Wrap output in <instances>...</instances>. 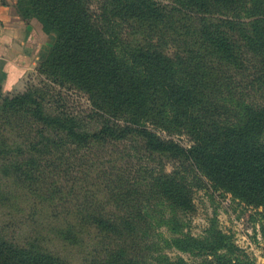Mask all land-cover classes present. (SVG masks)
<instances>
[{"label":"trees","instance_id":"obj_1","mask_svg":"<svg viewBox=\"0 0 264 264\" xmlns=\"http://www.w3.org/2000/svg\"><path fill=\"white\" fill-rule=\"evenodd\" d=\"M16 7L54 42L40 100L1 99L0 264H257L215 218L194 234L189 216L208 187L264 222V0Z\"/></svg>","mask_w":264,"mask_h":264},{"label":"rangeland","instance_id":"obj_2","mask_svg":"<svg viewBox=\"0 0 264 264\" xmlns=\"http://www.w3.org/2000/svg\"><path fill=\"white\" fill-rule=\"evenodd\" d=\"M46 68L45 62H41L39 60L33 69L27 70L21 74L13 85L8 86L6 91L0 94V124L4 121L3 116L6 114L3 107H1L2 97L11 98V96L23 94L26 97L30 95L31 98L37 96L40 100V94L46 92L47 89H49L48 85L50 84V78L47 75L45 70ZM82 101H85L84 97H82ZM80 105L84 106L81 102ZM90 125L94 126L95 124L90 122ZM176 139L180 141V143H188L185 136H181ZM27 204L28 206L25 207L24 212L25 216H27L30 210L33 211L35 207V203L33 204L27 201L25 205ZM8 210L10 209L2 207L0 204V225L9 223L7 220L8 217L5 216ZM48 215L49 213L47 212V216ZM211 218L216 219L214 222L217 226L234 235L236 243L245 249L250 258L254 259L257 264H264V222L260 215L255 212L254 207L237 200H233L229 194L225 195L222 192L212 191L208 187H203L197 190L194 195V210L189 216V229L192 233L199 234L207 224H210L209 222ZM12 219L15 221L18 220V217H12ZM35 220H39L38 228L44 227L45 221H49L45 212H43ZM37 222L38 221H33L32 223L30 222V225H36ZM30 225L25 226L28 230L27 233L26 229H23L22 231L18 228V226L16 228H14L13 225H9L8 227L5 226V230L8 233V235L5 236L11 238L10 240L12 242H15V240L17 242H24L28 239V232L31 229ZM44 228H47V226ZM42 238H44V242L42 241V243L44 246H47V237L44 236ZM56 246L64 253L68 254V252L58 244H56ZM176 253L178 252L173 250L170 251L171 255ZM182 255H184V257H188L185 253H182ZM68 258L75 263L79 261V258L76 256L69 255Z\"/></svg>","mask_w":264,"mask_h":264},{"label":"crops","instance_id":"obj_3","mask_svg":"<svg viewBox=\"0 0 264 264\" xmlns=\"http://www.w3.org/2000/svg\"><path fill=\"white\" fill-rule=\"evenodd\" d=\"M16 1L0 0V94L33 69L54 42L38 19L19 14Z\"/></svg>","mask_w":264,"mask_h":264}]
</instances>
